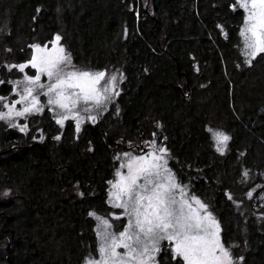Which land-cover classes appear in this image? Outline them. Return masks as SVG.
Returning a JSON list of instances; mask_svg holds the SVG:
<instances>
[{
  "label": "trees",
  "instance_id": "16d2710c",
  "mask_svg": "<svg viewBox=\"0 0 264 264\" xmlns=\"http://www.w3.org/2000/svg\"><path fill=\"white\" fill-rule=\"evenodd\" d=\"M244 20L237 0H0V110L12 64L56 36L76 62L124 74L118 110L81 129L47 110L24 131L0 119V264L98 255L90 213L111 209L118 153L146 142L167 149L236 264H264V53L246 55Z\"/></svg>",
  "mask_w": 264,
  "mask_h": 264
},
{
  "label": "snow or ice",
  "instance_id": "6c2138e0",
  "mask_svg": "<svg viewBox=\"0 0 264 264\" xmlns=\"http://www.w3.org/2000/svg\"><path fill=\"white\" fill-rule=\"evenodd\" d=\"M237 6L247 12L245 26L240 33L244 40L246 55L255 58L257 54L264 53V0H237ZM59 40L60 37L57 36L55 40L57 55L53 56L46 48L35 46L37 52H48V54L34 56L31 61L32 67H38L41 73H46L49 78H55V83L48 86V93H55V98L50 99L48 103L68 110H71L69 102L72 108L78 102L102 105L107 99L106 93L109 88L107 85L98 86L105 79L106 73L64 71V67L71 64V58L64 54L62 47H58ZM25 67L27 65H20V71ZM111 79L114 81L115 77ZM39 80L40 76L37 75L35 79L28 78V83L36 84ZM67 89H79V91L66 94ZM25 91L28 95L22 97V100L32 96L33 89L26 88ZM38 103L39 101L33 96L31 107H25L23 111L15 112V115L23 116L33 110L39 111ZM11 115V111L2 113L0 119L9 118ZM65 119L68 117H63L57 123L63 124ZM91 119L94 120L95 117ZM24 130L21 128V131ZM216 136L221 145L226 144L229 139L221 133H217ZM161 159L163 158L160 156L149 154V156L131 158L129 163L123 165L128 168V175H121L120 180L113 187L119 190L116 199L124 198L122 203L115 206L125 209V214L130 217L128 225L119 237L102 230L100 235L103 243L99 248L102 259L89 260L87 264H131L133 260H137L138 264H147V261L152 259L150 251H158L161 240L174 242V251L185 264H232L230 253L220 240L219 225L211 214L203 217L198 213L186 214L184 208L190 209L191 204L187 200L180 202L176 200L175 192L179 185L174 182L169 170L164 169L168 174L163 180L159 179ZM196 203L201 209L205 208V205L199 201ZM178 204L179 207H176ZM90 215L95 214L90 213ZM101 224L105 229L111 227L107 220H102ZM134 245L140 246L139 252ZM117 248H124L126 251L119 253L116 251Z\"/></svg>",
  "mask_w": 264,
  "mask_h": 264
},
{
  "label": "rangeland",
  "instance_id": "374dc122",
  "mask_svg": "<svg viewBox=\"0 0 264 264\" xmlns=\"http://www.w3.org/2000/svg\"><path fill=\"white\" fill-rule=\"evenodd\" d=\"M246 16H247V12L245 11V19ZM244 26H245V20L242 24L241 31L244 28ZM56 37H54V39L47 44L34 45L27 60L20 63L12 64V67L15 66L13 68V71L16 72L15 74L18 75V78L15 83L14 95L8 96L4 99L3 109L0 110V114L9 113L10 111L12 112V115L9 118L5 119L8 123H11L19 128L28 130L38 122L40 115L46 112L47 110L50 113V115L54 118L55 123H57L58 120L63 119V117L65 116L68 117V119L64 120L63 124L57 123L61 127H64L68 122H74L76 127L77 124H79V129H81L88 122L95 123L98 120H100L104 116V114L108 112L109 109H111L112 107H115L116 110H118L117 97L120 93L122 81L124 79V74L122 69L119 67H108L104 69H98L85 65L83 63L76 62L74 60L72 53L62 43L61 38L58 42V47H62L64 49V54L70 56L71 58V64L67 67H64V71H81V72L87 71L91 73L105 72L106 73L105 79L100 82V85L98 87H103L107 85L109 91L108 93H106L107 99L104 100V103L100 106H96L92 102H89L88 104H85L83 102H78L77 105L74 108H72L71 103L69 102L71 110H68V109L59 108L56 105L48 103L50 99L55 98V93H48V86L50 84L55 83V78H49L46 73H41L38 67H32L31 61L33 60L34 56L39 57L41 55H47L48 52H51L53 56L57 55L58 53L55 51V48L57 47L55 43ZM35 46L46 48L48 52L39 53L36 51ZM20 65H27V67H25L23 71H20L19 69ZM37 75L40 76V80L37 81L36 84H29L28 78L35 79ZM112 77H115L114 81L111 79ZM39 85H43V87H39ZM26 88L33 89L32 96H28L27 100H22V97L28 95L27 92L25 91ZM73 91H79V89H67L66 94L71 93ZM33 96H35L36 99L39 101L37 107L40 110L39 111L33 110L30 113H25L23 116H16L15 112L23 111L25 107H31ZM73 99H75V97H73ZM17 101H21V102L17 103ZM91 117H95V119L93 120L91 119ZM42 136H45V134L42 133L38 137V139L39 138L42 139ZM145 145L148 146V148L145 150L143 148L140 149L134 147V149L121 150L120 153H118L117 155L119 162L117 169L115 171V176L111 181V185L109 188V195H108V201L111 205V209L104 213L95 214L96 218H100L97 219V226H96L97 234L99 238V248L103 243L100 235L102 230H105L108 233L114 234L116 237H119V234L126 229L130 219V217L125 214L124 208L115 206L118 203H122L124 199L123 197L121 198V200L116 199V195L118 194L119 190L113 187V185L120 180L121 175L124 176L128 175L129 170L127 167H123V165L129 163L131 158L140 157V156H149V154H152L163 158L159 161V163L162 165L160 169L161 176L159 179L163 180L164 177L168 174L164 171V169L169 170L171 176L174 178V182L177 185H179V188L175 192L176 200L178 202L187 200V202L191 204L190 209L187 207L184 208L185 213L186 214L191 213L193 215L198 213L201 217L207 214H211V217L219 225L220 240L224 244V246L228 249L232 264H236V258L233 255L232 250L223 241L221 234V225L219 223V220L215 215L208 212L205 208L201 209L200 205L196 203V201H199L201 204H203L200 197L194 191H192L191 187L188 184L180 182L178 176L176 175V172L173 170V168L170 165L167 149L163 146H156L155 144H150L149 142H146ZM161 149H164L165 151L162 152L160 151ZM139 182L142 183L143 181H139ZM176 207H179V204ZM102 220H107L108 224L111 225V227L105 229L101 224ZM134 247H137V250L139 252L140 246L134 245ZM174 247H175L174 242H170L168 240H161L158 245V251H150L149 254L151 255L152 259L148 260L147 264H161L160 254L162 252L167 253L168 251H171L174 256H177L174 251ZM116 251L119 253H124L126 250L124 248H117ZM101 259H102L101 253L98 252V255L89 258L88 261L101 260ZM125 259H127V257H125ZM131 264H138V261L133 260L131 261Z\"/></svg>",
  "mask_w": 264,
  "mask_h": 264
}]
</instances>
